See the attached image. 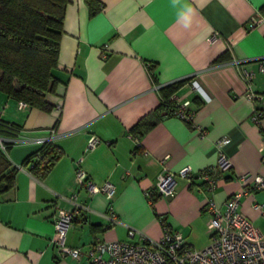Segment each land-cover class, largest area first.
Returning a JSON list of instances; mask_svg holds the SVG:
<instances>
[{
    "label": "crops",
    "instance_id": "crops-1",
    "mask_svg": "<svg viewBox=\"0 0 264 264\" xmlns=\"http://www.w3.org/2000/svg\"><path fill=\"white\" fill-rule=\"evenodd\" d=\"M99 2L95 14L86 0L68 2L55 70L60 83L47 95L50 109L21 107L0 90V118L19 126L15 137L1 136L11 143L7 149L0 140V150L18 167L14 187L0 192V264H88L98 239L160 238V216L186 243L202 248L209 243L205 198L223 206L241 188L240 174L264 172V119L261 126L252 121L260 102L247 97L242 76L243 68L253 70L252 89H264V0ZM254 16L262 19L250 25ZM223 54L228 58L217 61ZM179 79L185 80L175 95L189 100L196 126L165 115L146 133L133 132L164 101L161 86ZM93 134L100 142L88 150ZM44 141L62 155L38 176L23 161ZM221 154L232 166L216 174L213 191H204L200 178L177 176L173 196L150 202L160 172L185 165L198 172L215 166ZM80 157L98 185L107 179L114 184L111 197L79 184ZM255 201L264 202V189L244 195L240 208L257 225L264 216ZM75 205L66 243L83 255L58 257L53 216L56 208Z\"/></svg>",
    "mask_w": 264,
    "mask_h": 264
},
{
    "label": "built area",
    "instance_id": "built-area-1",
    "mask_svg": "<svg viewBox=\"0 0 264 264\" xmlns=\"http://www.w3.org/2000/svg\"><path fill=\"white\" fill-rule=\"evenodd\" d=\"M261 16H254L250 25L261 20ZM259 69L264 71V61L260 62ZM255 72L243 68L242 76L248 84L246 95L248 98L260 102L256 104L251 119L262 125L264 119V89L255 92L252 89V79ZM194 86L198 87L197 82ZM176 109L174 115L196 126L194 113L189 109V100H178L174 94ZM20 101V106H26ZM262 128L263 143L261 146V161L264 165V127ZM2 147L6 144L2 142ZM45 142V141H44ZM100 138L93 134L87 142V149H94ZM224 142V139L220 143ZM83 158L76 160V179L85 185L91 193L104 192L111 197L114 184L105 180L98 185L82 165ZM231 160L221 154L215 166H208L195 172L191 165H185L177 171L165 170L160 172L157 180V190L148 192L150 202L155 196H173L176 189L177 176L187 180L200 178L204 184V191L211 192L217 185L216 174L229 169ZM241 188L233 192L224 202L223 206L217 203L213 196L205 198L204 210L209 214L207 230L211 241L208 245L197 248L186 243L177 230L171 229L166 221L160 218L163 234L160 238L144 236L142 241L129 240H101L98 239L89 251L88 264H264V232L240 208L241 198L253 191L264 189V172H245L240 174ZM254 208L261 211L264 216V202H253ZM79 206L71 208L58 207L53 216L55 235L53 237L56 256L71 255L80 259L83 255L81 247H72L66 243V233L72 225ZM115 218V215L112 216ZM134 235V230H129Z\"/></svg>",
    "mask_w": 264,
    "mask_h": 264
},
{
    "label": "trees",
    "instance_id": "trees-1",
    "mask_svg": "<svg viewBox=\"0 0 264 264\" xmlns=\"http://www.w3.org/2000/svg\"><path fill=\"white\" fill-rule=\"evenodd\" d=\"M69 0H0V90L25 101L27 105L48 110L52 104L49 93L56 92L60 79V40ZM90 14L100 10L99 0H86ZM228 58L223 54L217 61ZM154 67V64L150 66ZM185 79L161 86L164 101L144 115L132 128L143 134L165 115H174L172 96ZM19 126L0 118V136L15 137ZM6 149L11 145L5 142ZM62 155L60 148L45 141L24 159L23 165L35 175L44 176ZM18 167L0 150V192L14 187ZM156 196L154 197V199ZM163 220L164 217L160 216ZM167 224V223H166Z\"/></svg>",
    "mask_w": 264,
    "mask_h": 264
},
{
    "label": "rangeland",
    "instance_id": "rangeland-1",
    "mask_svg": "<svg viewBox=\"0 0 264 264\" xmlns=\"http://www.w3.org/2000/svg\"><path fill=\"white\" fill-rule=\"evenodd\" d=\"M257 223V225H259L260 226V229L264 232V230H263V228H264V221H262V222H256ZM208 238H209V243H210V241H211V238H210V235L208 234ZM208 243V244H209ZM207 244V245H208Z\"/></svg>",
    "mask_w": 264,
    "mask_h": 264
}]
</instances>
